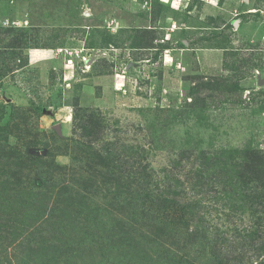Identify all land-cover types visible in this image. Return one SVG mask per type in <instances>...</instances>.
Returning a JSON list of instances; mask_svg holds the SVG:
<instances>
[{
  "label": "rangeland",
  "instance_id": "obj_1",
  "mask_svg": "<svg viewBox=\"0 0 264 264\" xmlns=\"http://www.w3.org/2000/svg\"><path fill=\"white\" fill-rule=\"evenodd\" d=\"M12 38L22 48L6 47ZM262 79L264 0H0V264H210L216 251L229 264H256L259 210L240 213L210 185L196 191L190 176L202 151L264 156ZM77 108L95 111L102 141L130 146L155 176L172 171L180 205L200 201L202 213L179 226L162 219L174 223L157 238L146 231L158 224L153 210L132 223L123 250L98 237L112 228L103 208L86 233L69 215L54 237L27 235L26 225L40 224L52 235L46 204L34 200L46 176L38 158L66 166L61 180L73 184L88 170L90 149L71 141ZM88 189L98 203L113 201L111 189ZM199 216L210 230L203 253L188 237Z\"/></svg>",
  "mask_w": 264,
  "mask_h": 264
},
{
  "label": "trees",
  "instance_id": "obj_2",
  "mask_svg": "<svg viewBox=\"0 0 264 264\" xmlns=\"http://www.w3.org/2000/svg\"><path fill=\"white\" fill-rule=\"evenodd\" d=\"M22 45L23 43L19 38H12L6 47L22 48ZM94 115H96L95 111L77 108L73 117L71 141L76 143L78 149H81L80 146H86L90 149V152L86 151L83 156L84 166L88 170L84 174L80 172L79 184L61 180V174L67 168L66 166L42 162L41 158H38L42 165L45 164V169H43L45 172L42 173L46 176L42 184L43 191H36L34 200L39 199L42 201V205L46 204L47 215L42 223L51 226L52 235L47 238L48 231L46 229L38 231L37 228L42 227L41 224L36 225L35 229H31V232L28 231L30 226L27 227L26 225L27 235H33L34 240L41 238V241L54 237L63 225V218L69 215L77 216V220L84 223L82 229L86 233L87 229L90 231V228L93 229L99 223L100 209L103 208L113 213L110 218L112 228L103 230L105 236L98 237L101 239L102 245L107 242L105 246L108 250L111 248L123 250L131 248L129 240L134 235L132 223L145 219L153 210L159 212L156 218L158 224L151 222V226L148 223L150 228H146V231L148 236H156L157 238H160L159 235H167V227L170 223H174L172 221H176L175 225L179 226L177 223H180V219L185 215L189 216L192 213L191 217L189 216L192 219L197 213H202L199 208L203 207L200 201L191 200V202L184 203V206L180 205L179 196L181 192L176 189L181 187V182L172 171L166 175L167 178L164 175L155 176L154 170L149 167V164L147 166L141 164L140 158L136 152L131 150L130 146L115 145L117 143L113 140L102 141L103 136L99 132L101 131V124ZM77 135L83 137V142H80L78 138L76 139ZM98 142L97 147L95 145ZM201 153L205 162L190 176L192 187L196 191H200L201 188L210 185V189L207 190L215 193L220 201H223L224 198L233 199L232 207L240 213L259 210L256 229L252 236H260L261 229L264 227V156L254 151L246 152L244 156L247 161L240 162L242 159L239 160L236 153L225 150L210 154L205 151ZM178 163L172 162V167H177ZM139 165L141 171L135 169ZM209 172L211 174H208ZM56 176L60 177L57 183ZM132 184L135 186H131ZM88 186L95 187L97 193H100L101 187L113 190L111 196L113 201L109 204L98 203L94 199L96 194L91 195ZM235 192L238 195H235ZM224 205L226 204L224 203ZM162 219L172 221L164 222ZM202 219H205L204 216L198 217V224L193 229L192 236H188L192 241L191 243L198 240L196 244L201 253L206 251L204 238L209 236L210 231L207 226L203 225ZM126 225L130 227L127 228ZM133 244L132 248L139 251V246L136 243ZM209 257L210 264H229L231 259L228 260L224 257L226 263L223 262L219 259V251L214 254L209 252ZM203 264L205 263L203 262ZM256 264H264L263 254Z\"/></svg>",
  "mask_w": 264,
  "mask_h": 264
},
{
  "label": "water",
  "instance_id": "obj_3",
  "mask_svg": "<svg viewBox=\"0 0 264 264\" xmlns=\"http://www.w3.org/2000/svg\"><path fill=\"white\" fill-rule=\"evenodd\" d=\"M258 84H259V86L262 85V84H264L263 83V79H262V81L260 80V82Z\"/></svg>",
  "mask_w": 264,
  "mask_h": 264
}]
</instances>
